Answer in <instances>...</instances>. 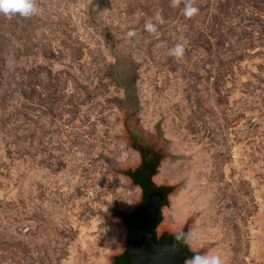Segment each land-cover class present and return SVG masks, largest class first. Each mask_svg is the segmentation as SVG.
<instances>
[{
  "label": "rangeland",
  "instance_id": "1",
  "mask_svg": "<svg viewBox=\"0 0 264 264\" xmlns=\"http://www.w3.org/2000/svg\"><path fill=\"white\" fill-rule=\"evenodd\" d=\"M37 2L0 15V264H117L145 164L157 243L264 264V0Z\"/></svg>",
  "mask_w": 264,
  "mask_h": 264
},
{
  "label": "clouds",
  "instance_id": "2",
  "mask_svg": "<svg viewBox=\"0 0 264 264\" xmlns=\"http://www.w3.org/2000/svg\"><path fill=\"white\" fill-rule=\"evenodd\" d=\"M181 5L183 7L181 8ZM172 8H180L186 19H191L198 15L199 8L196 6V0H170ZM37 0H0V15L7 19H12L19 15L23 18H30L39 14ZM163 16L157 12L152 18L145 22L144 30L153 37H159V26L164 24ZM135 31H128V37H135ZM160 46V45H158ZM185 54V46L177 43L173 47L167 49V55L177 60L182 59ZM175 244L172 245L174 251L178 250V245H186L189 241H198L200 238L192 231L187 233L179 231L174 235ZM184 264H225L221 255L216 252H207L205 254L194 253L191 258L185 259Z\"/></svg>",
  "mask_w": 264,
  "mask_h": 264
},
{
  "label": "water",
  "instance_id": "3",
  "mask_svg": "<svg viewBox=\"0 0 264 264\" xmlns=\"http://www.w3.org/2000/svg\"><path fill=\"white\" fill-rule=\"evenodd\" d=\"M158 217L149 213L137 229L130 253L134 264H183L184 251H174L172 246H160L156 242L155 225Z\"/></svg>",
  "mask_w": 264,
  "mask_h": 264
},
{
  "label": "trees",
  "instance_id": "4",
  "mask_svg": "<svg viewBox=\"0 0 264 264\" xmlns=\"http://www.w3.org/2000/svg\"><path fill=\"white\" fill-rule=\"evenodd\" d=\"M146 168L149 169V175L143 178H135V181L142 188L144 193V209L139 214H136L130 218V225L132 227V236H131V244H133L137 229L141 220L149 213H154L156 217L159 215V210L165 203V192L160 187L156 186L152 181V176L155 171V164H145ZM160 246H172L167 243H158ZM117 264H134L133 259L131 257L130 251L127 252L125 256H123Z\"/></svg>",
  "mask_w": 264,
  "mask_h": 264
}]
</instances>
